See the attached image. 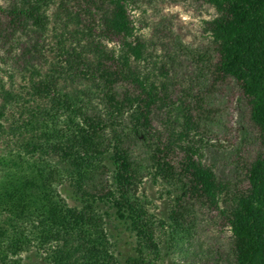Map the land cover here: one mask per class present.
Masks as SVG:
<instances>
[{
    "label": "trees",
    "instance_id": "trees-1",
    "mask_svg": "<svg viewBox=\"0 0 264 264\" xmlns=\"http://www.w3.org/2000/svg\"><path fill=\"white\" fill-rule=\"evenodd\" d=\"M194 1L215 10L204 42L175 36L162 55L132 17L138 0L0 5L10 78L27 81L17 92L0 78V139L20 144L0 158V264L32 250L46 264H120L112 221L137 238L126 264H159L192 246L206 213L229 233L216 264H264V0ZM229 88L245 110L235 129L216 105ZM221 135L238 141L226 178L206 161ZM148 180L167 186L165 219Z\"/></svg>",
    "mask_w": 264,
    "mask_h": 264
},
{
    "label": "rangeland",
    "instance_id": "rangeland-1",
    "mask_svg": "<svg viewBox=\"0 0 264 264\" xmlns=\"http://www.w3.org/2000/svg\"><path fill=\"white\" fill-rule=\"evenodd\" d=\"M10 1L0 0V5H8ZM52 13L53 11L51 10L49 15L52 16ZM131 14L141 34L149 43L152 42L154 44L151 51L156 50L158 55H162L164 51L161 47V42L165 40V42L170 44L171 51H173L174 44L171 38L175 36L193 47H199L204 42L202 37L204 22L213 17L215 10L209 5L201 4L194 0H138L137 4L131 8ZM7 49L8 47L3 49L0 46V78L6 84L7 89L13 88L17 92H22L21 90L26 86L27 81L24 80L21 73H16L13 80L10 78L13 66L8 59ZM5 58L7 63L3 61ZM192 72L191 70L190 74ZM23 92L25 94V91ZM235 93L234 89L229 88L223 90L217 96L216 105L223 112V123L229 129H235L238 122H241L245 115V110L241 107V104H238L237 94ZM1 103L2 101L0 100ZM17 117L19 115L11 111L8 115L6 126H10L14 118ZM220 139L223 146L221 144L216 145V147L208 146L210 149L206 151V161L215 167L220 176L224 175V178H226L225 176L229 177L233 174L228 157L235 150V144L238 141L231 140L232 142L228 143L222 135ZM16 140L15 136H4L0 139V158L9 155L11 150L19 149L20 144L16 143ZM216 140L217 138L213 136L211 143L217 144ZM166 187L161 184L155 185L153 180H148L142 189L150 212L159 220L167 218V212L171 206ZM68 189V187L63 189L67 191H64L63 195L67 198L70 205H73L74 202L68 197L71 194ZM206 214V220L199 236L193 241L191 247H183L187 252L178 249L174 255L168 256L159 264H203L201 261L196 260L195 254L191 257H186L183 254V252L195 253L198 250L206 254L211 252V255L209 254L211 264H216L217 255L215 251L221 250L222 245L225 246L229 243V233L220 226L221 219L217 218L216 215ZM108 231L115 246V255L120 264H126V260L136 254L137 238L116 221L109 222ZM21 258L23 264H46L44 255H38L35 250L22 254Z\"/></svg>",
    "mask_w": 264,
    "mask_h": 264
}]
</instances>
